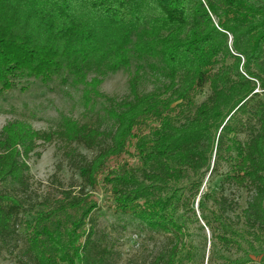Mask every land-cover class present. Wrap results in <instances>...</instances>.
<instances>
[{"label": "trees", "instance_id": "16d2710c", "mask_svg": "<svg viewBox=\"0 0 264 264\" xmlns=\"http://www.w3.org/2000/svg\"><path fill=\"white\" fill-rule=\"evenodd\" d=\"M131 68L127 97L99 94L105 76ZM29 78L84 86V103L103 98L108 107L98 125L62 118L47 130L20 121L0 129V256L119 264L94 217L102 190L114 215L161 238L149 264H173L184 234L174 212L223 168L222 181L247 200L241 229L225 217L236 207L215 200L212 237L227 251L264 243V0H0V96ZM150 79L154 90L142 93ZM53 141L79 181H59L26 221L28 160Z\"/></svg>", "mask_w": 264, "mask_h": 264}, {"label": "rangeland", "instance_id": "374dc122", "mask_svg": "<svg viewBox=\"0 0 264 264\" xmlns=\"http://www.w3.org/2000/svg\"><path fill=\"white\" fill-rule=\"evenodd\" d=\"M133 70L131 68L105 76L97 88L99 94L115 101L127 97ZM85 88L70 82L61 85L58 80L49 83L35 78L23 80L17 89L0 96V129L10 121H20L29 124L34 130H47L53 128L62 118L98 125L96 119L103 117L108 102L103 98L92 97L90 103H84L82 95ZM140 90L142 93L154 90L152 79L144 80ZM208 94L207 89L203 90L195 102L199 104ZM105 124L103 122L102 126ZM73 147L75 152L87 159L94 154L81 146ZM62 152L60 144L53 141L41 145L28 160L32 189L29 203L34 209L24 214L26 221L34 219L35 212L40 208L39 201L47 193L54 194L59 181L64 186L70 182L78 183V176L68 167ZM129 161L131 165H136L134 159L130 158ZM224 171L225 168L218 175L206 177L197 198L192 203H187L188 207L174 212V219L182 226L184 234L181 251L173 264H223L228 260L241 261L246 258H250L253 264H264V243L255 244L254 250H251L244 242H238L227 251L212 237L209 227H216L215 200L221 195L227 197L229 205L236 207L235 212H229L225 217L234 229L242 228L241 213L245 208L247 194L244 190L222 181L221 174ZM94 198L97 202V210L94 212L97 227L117 251L119 264H129L131 260L136 264L143 261L149 264L160 251L161 238L152 237L141 231L135 222L114 215L109 209L111 201L102 190H98ZM0 264H12V258L0 256Z\"/></svg>", "mask_w": 264, "mask_h": 264}]
</instances>
